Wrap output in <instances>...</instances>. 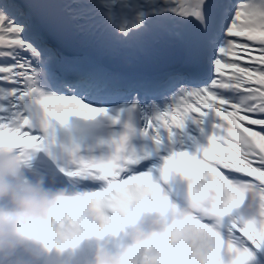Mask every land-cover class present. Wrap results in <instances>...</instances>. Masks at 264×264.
Listing matches in <instances>:
<instances>
[{
  "label": "snow or ice",
  "instance_id": "snow-or-ice-1",
  "mask_svg": "<svg viewBox=\"0 0 264 264\" xmlns=\"http://www.w3.org/2000/svg\"><path fill=\"white\" fill-rule=\"evenodd\" d=\"M35 105L60 121L105 117L116 143L144 144L142 157L184 156L215 177L225 201L248 190L264 198V0H0V133L39 142ZM193 131L206 137L198 157L178 150ZM148 179L134 175L93 197L101 228L111 223L105 209L124 215L156 191ZM125 189L132 199L121 208ZM58 220L60 241L79 235L70 218ZM203 223L213 235L193 234L222 237L230 264H264V200L254 214L232 205L222 223Z\"/></svg>",
  "mask_w": 264,
  "mask_h": 264
},
{
  "label": "clouds",
  "instance_id": "clouds-1",
  "mask_svg": "<svg viewBox=\"0 0 264 264\" xmlns=\"http://www.w3.org/2000/svg\"><path fill=\"white\" fill-rule=\"evenodd\" d=\"M32 118L41 134L39 142H25L0 133V264H45L50 249L63 250L89 236L97 237L98 242L84 264H230L222 249V237L221 243L215 244L193 234L194 230L204 229L212 236L213 232L203 223L205 218L220 224L232 205L251 215L264 200L255 190H248L241 195L230 192L225 201L211 173L197 171L184 156L167 158L165 178L177 173L187 180L183 204L161 197L159 187L148 179L156 191L144 195L124 215L105 209L103 215L111 223L101 228V213L92 203L100 193L82 194L67 187L45 186L44 179L32 171L31 160L39 155L60 161L61 170L68 174L91 168L108 176L137 150H144V144L131 136L123 144L116 143L108 131L111 121L105 117L68 115L60 121L35 105ZM142 207L150 215L138 221ZM112 214L129 226L114 246L100 239L106 233L115 235L122 230ZM60 217L74 221L79 235L60 241ZM56 255V264H72L70 255Z\"/></svg>",
  "mask_w": 264,
  "mask_h": 264
},
{
  "label": "bare ground",
  "instance_id": "bare-ground-1",
  "mask_svg": "<svg viewBox=\"0 0 264 264\" xmlns=\"http://www.w3.org/2000/svg\"><path fill=\"white\" fill-rule=\"evenodd\" d=\"M183 150H184V149H183ZM37 156H38L39 162H40L41 164H43L44 167H46V166H48V165H50V164H56V163H59V164H60V161H58V160H53V159L44 158V157L39 156V155H37ZM144 157H145V156L142 157L141 152H140L139 150H137V152H136L134 155H132L129 159H131V160H135V162H138V161H141ZM121 165H132V163H129V162H123ZM53 171L58 172L57 169H55V170H53ZM141 173H146V174L149 176V179H150L151 174H150V172H149L148 170H143ZM141 173H140V174H141ZM169 182L173 185V187H174L175 189H178V185H179V184H177V183H179V182H177V179L171 177V178H169ZM142 191H143V188L141 189L140 192H142ZM92 192H95V191H92ZM160 196H161V197H165V196H166L163 190H160ZM145 217H146V216H143V215L140 214V215L138 216V220H142V221H143V220L145 219Z\"/></svg>",
  "mask_w": 264,
  "mask_h": 264
}]
</instances>
